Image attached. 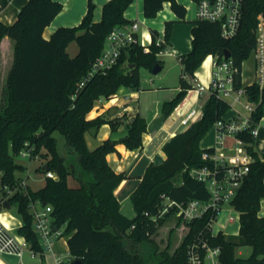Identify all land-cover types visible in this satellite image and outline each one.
I'll use <instances>...</instances> for the list:
<instances>
[{
    "label": "trees",
    "instance_id": "1",
    "mask_svg": "<svg viewBox=\"0 0 264 264\" xmlns=\"http://www.w3.org/2000/svg\"><path fill=\"white\" fill-rule=\"evenodd\" d=\"M10 1L0 0V13ZM132 3L133 0H109L103 7L102 19L94 22L95 3L88 0L81 24L58 28L50 39L44 37V31L63 9L55 0H29L13 24L0 21V43L4 37L15 43L13 65L0 103L2 188L18 181L16 173L23 171V167L15 158L26 145L34 148L33 158L39 155L43 166L47 164L48 170L58 176L57 180L47 178L44 186L36 191L29 187L27 195L19 193L9 200L11 205H17L22 217L17 233L26 238L35 252L43 249L34 230L29 209L31 201L52 206L54 224L58 227L66 224L70 255L83 264H187L188 245L209 221L207 216L188 224L181 230L186 233L177 244L172 237L174 228H171L167 233L168 243L161 248L156 237L170 216L155 223L146 213L151 216L158 213L163 195L178 202L208 199L206 186L183 171L186 167L200 168L210 164L202 159L201 141L214 123L229 111V105L215 95L209 96L199 120L164 145L163 162L152 163L141 177L131 195L135 217L130 219L121 213L115 192L126 176L111 168L107 156L117 152L118 143L129 150L142 148L147 121L139 114L129 121L126 116L111 120L107 114L90 120L88 115L99 100L113 99L121 88L140 90L141 68L150 71L156 65L163 68L158 56L169 45L174 22L165 23L162 46L156 45L158 33L152 30L149 52L140 44H132L122 51L117 65L110 71L95 76L83 87L80 84L103 52L113 29L132 23L125 17ZM165 3H170L175 15L185 20L187 11L177 0H144L145 18H156ZM260 15H264V0H244L241 28L231 40L221 37L216 24L194 22L192 50L179 60L180 91L161 106L166 118L185 100L193 87L190 81L209 55L223 60L225 51H229L242 70L243 62L250 58L256 45ZM73 42L79 49L75 57L67 51ZM237 79L240 81V75ZM248 89L251 99L259 103L254 118L260 123L264 118V91L260 92L257 86ZM125 121L128 133L120 142L108 139L95 149L89 148L85 137L88 131H97L104 124L116 131ZM56 132L62 139L55 136ZM242 137L255 162L232 201L239 213V238L236 240L222 233L208 234L211 245L222 249L221 264H262L264 258V217L259 216L264 198V159L254 152V137L250 133ZM43 166L39 170L46 172ZM69 177L77 182V187L69 185ZM178 177L180 182L177 183ZM174 225L181 227L179 220ZM239 245L252 249L249 257L237 254ZM172 246L175 247L171 252Z\"/></svg>",
    "mask_w": 264,
    "mask_h": 264
},
{
    "label": "built area",
    "instance_id": "2",
    "mask_svg": "<svg viewBox=\"0 0 264 264\" xmlns=\"http://www.w3.org/2000/svg\"><path fill=\"white\" fill-rule=\"evenodd\" d=\"M190 1L196 6L197 20L218 25L223 39L231 40L238 35L243 18L244 0ZM141 30L143 29L139 21L114 28L106 39L103 52L93 62L80 87H83L95 76L110 71L117 65L122 51L132 44H140L144 47L145 52H149L152 39H149V44H147L145 33H141ZM164 43L165 36L164 39L157 38V46H162ZM159 55H173L175 57L168 46ZM250 57H253L254 64L252 81L248 84L244 82L243 71L236 66L232 56L228 59L219 60L213 55H209L205 59V61L210 59V73L207 82L202 80L198 72L190 81L193 86L190 91H194L198 98H202L204 94L215 95L229 105L226 116L215 122L212 127L215 131L213 146L203 149L202 159L210 164L200 168L186 167L183 171L192 179L206 186L209 194L208 199L178 202L163 195V204L158 213L153 216L146 213V216L155 223L161 219H167L169 216L170 218L176 216V220L181 223V230L186 229L188 224L209 216L205 229L198 232L188 245L187 264H221L222 249L211 245L208 234L210 236H217L219 233L224 234L225 226H221V230L215 232L218 217L224 207L235 210L232 201L255 162V157L248 150V143L242 136L250 133L256 139L259 134L260 123H257L254 118L259 103L251 99L248 88L257 86L260 92L264 91V15L259 16L256 45ZM239 75L240 81L237 79ZM102 101L103 99L99 100L98 104ZM197 105L194 104L187 114L181 116L180 126H182L183 131L202 117L203 112L197 110ZM26 146L19 156L39 159V155L33 158L34 148ZM45 175L46 178L58 179L57 174L52 170H47ZM3 190L4 196L0 200V256L5 258L17 256L21 260L24 251L29 250L32 257L51 254L57 264H72L74 260L69 252L67 253V256H70L69 263H65L63 258L54 252L56 242L69 236L65 235L66 224L61 227L54 224L52 206L47 204L43 206L40 201H31L29 206L34 230L43 249L42 252L38 253L32 249L24 236L17 233L19 227L13 224L11 220L14 217L5 212L6 208L4 207V203L16 194H28L29 186L26 179L19 178L15 185H6ZM236 220L237 218L231 215L228 218L229 223H235ZM54 227L57 229L55 230ZM7 264L11 263L8 261ZM262 264H264V258Z\"/></svg>",
    "mask_w": 264,
    "mask_h": 264
},
{
    "label": "crops",
    "instance_id": "3",
    "mask_svg": "<svg viewBox=\"0 0 264 264\" xmlns=\"http://www.w3.org/2000/svg\"><path fill=\"white\" fill-rule=\"evenodd\" d=\"M28 1L29 0H11L9 5L0 13V21H2L5 24H9V25L13 24L16 21L20 10L26 5ZM55 1L60 2L63 5V9L57 15V17L53 20V22L45 29L44 37L46 39H50V37L53 35V33L58 28H61V27L73 28V27L79 26L84 16L86 15L87 9H88V0H55ZM108 1L109 0H94V3H95V10H94V16H93L94 22H99L102 19L103 7ZM178 1L179 0H177V2ZM134 2L135 0H133V3L128 7V9L125 12L126 19H128L131 22L139 21L141 12H143V15H144V0H136L137 2L136 9L133 6ZM164 8L169 9V13H170L168 14L169 19L165 21V23L168 21L174 22L173 28H172V38L169 40V48L170 46H172L173 48H175V50H178L179 52H181V54H183L182 56H184L192 50V40H193L192 30L194 28V22L196 20L187 21L185 17L184 22H189V26L188 25L185 26L184 32L182 34H183V37L187 38L189 44L188 43L187 44L178 43L176 42V39H178L180 32H181L180 29L182 28L181 25H179L178 23H181L183 21L179 19L175 15V13L171 10L170 3H165ZM162 16L166 18V15L162 14ZM148 20H151V19H148ZM165 23H164V32H165ZM142 32L145 33V37L147 39L146 42L147 44H149L148 42L149 39L150 40L152 39L151 30L145 28L141 30V33ZM158 37H159V33H158ZM71 45L72 43L67 48L68 51ZM14 46H15L14 41L10 39L9 37H4L0 43V85L2 86L1 91H0L1 98L4 95L6 78L13 65ZM78 50H79L78 48H74V50L71 51L72 53L69 52V55L71 57H75L78 53ZM172 52L175 54V58H177L179 61L182 56L178 58L177 57L178 54L175 51H172ZM199 70H198V75L202 78L204 82H207L208 75L206 73H200ZM155 91H156L155 93L157 97V103L162 106L164 102L170 101L176 96V94L180 91V85L177 87H173V88L163 87ZM193 93L196 94L194 91H189L185 100L177 107L176 110H178V113H179L178 118H181V116L185 115L190 104L192 105L198 104L200 98H198L196 94L195 99L192 100L190 94H193ZM138 102H139V90L132 91L127 88H121L113 99L103 100L98 105H96L93 111L89 113L88 119L92 120V119L97 118L100 115L107 114V118L111 120L121 119L124 116H126L127 120L129 121L136 115L138 114L140 115ZM175 111L171 115H173ZM161 115L163 114L157 111L153 113V115H151L149 119H147V117H143V118L147 121V124H149L154 118H157ZM261 122H260L259 134L255 139L253 149L257 157H259L260 159H264V125H262ZM100 130L101 131H99V129L97 131L94 130L95 133L101 134L100 144H102L104 141L108 139L112 140L113 142H120V140L126 137L128 133L127 121L122 123L118 127L116 132L112 131L111 126L109 124H104V126ZM182 131L183 130H181L180 132ZM180 132L170 131L169 136L164 137V141L160 142L157 145V147H155V141L158 139L157 134L153 135L154 132L149 133L147 131V133L143 135L142 148H139L136 150H129L125 147L124 144L118 143L116 145L117 152L110 153L107 156V161L109 165L111 166V168L116 173H123L126 176V179L123 180V182L121 183V185L117 188L115 192L117 198L120 201L121 213L124 216L128 217V215H125L122 212L123 204L129 199L131 200V195L136 189L139 181L141 180V177L144 175L147 168L152 163H155V160L157 157H154V155L159 150L163 152L164 145L172 137H174L176 134ZM200 146H201V149H206L207 143H205L202 140ZM162 159L164 160V155ZM134 214H135V211H134ZM259 216L264 217V198L261 200ZM134 217L129 216L128 218L132 219ZM13 224L18 227L22 225V223H15V222H13ZM221 226H224V225H221ZM239 229H240V226H239ZM68 239L66 240V242L63 243V245L65 244L67 249L64 246L62 249L60 248L59 241H61V239L56 242L54 246V252L56 254L61 255L62 253H64L65 249H66V252H65L66 254L69 252Z\"/></svg>",
    "mask_w": 264,
    "mask_h": 264
},
{
    "label": "rangeland",
    "instance_id": "4",
    "mask_svg": "<svg viewBox=\"0 0 264 264\" xmlns=\"http://www.w3.org/2000/svg\"><path fill=\"white\" fill-rule=\"evenodd\" d=\"M179 4L185 7L186 9V20L191 21V20H197V15H196V6L195 4H192L190 0H179ZM135 9L137 8V2L135 0L134 5ZM162 14L166 15V18L162 16ZM169 13V9L164 8L156 18L148 20L144 17L143 12H141L139 22L141 23L142 29H150L151 31L154 30L159 33V38L164 39V23L167 21ZM135 19V18H134ZM145 22V23H144ZM143 24V25H142ZM181 25L180 29V35L178 39H176V42L178 43H183V44H189L187 38L183 37V32L185 26H189V22H181L178 23ZM172 38V34L170 39ZM175 40V38H174ZM173 41V39H172ZM172 43V42H171ZM169 47V45H168ZM74 48H78V45L76 42H73L72 45L70 46V49L68 51L71 52L74 50ZM171 51H175L178 55L177 57H181L183 54L179 52L178 50H175L172 46H170ZM72 53V52H71ZM158 59L162 61L163 65V70L159 74H153L150 70H147L145 68L140 69V90H139V112L142 117H147L149 119L151 115L155 112H160L162 113L161 110V105L157 103V97H156V91L159 88L163 87H177L180 85V79H181V64L178 61L177 58H175L173 55H159ZM254 60L253 57H250L243 63L242 71L244 75V82L246 84L250 83L252 81V68H253ZM200 71L203 72L202 68H200ZM1 85H0V91H1ZM192 100L195 99L196 94H190ZM209 98L208 94H204L202 98L199 99L198 105H197V110L201 112L203 110V107L205 103L207 102ZM195 101V100H194ZM2 102V98L0 95V103ZM193 105L190 104L186 113L191 109ZM178 110L175 111L173 115L168 116L165 121L163 122L162 128L158 131H155L153 135L157 134V140L155 141V147L157 145L164 141V137L169 136L170 131H181L183 128L180 126V118ZM262 125H264V118L262 119L261 122ZM102 125L99 128L100 129L103 127ZM126 131V129H125ZM116 132V131H115ZM118 134V133H117ZM55 136L58 139H62V136L59 133H55ZM100 136L101 134L95 133V131L92 129L88 131L85 135L86 137V142L89 146L90 149H95L100 145ZM203 141L207 143L206 148H211L214 144L215 141V131L214 128H212L207 135L203 138ZM154 147V149H155ZM163 152L159 150L154 157H163ZM15 162L23 167V171H19L16 173L17 177L19 178H24L26 179V183L28 186L33 190L36 191L40 189L41 187L44 186L45 181H46V175L45 172L40 171L39 168L43 166V160L41 157L39 159H29L27 157H22V156H17L15 158ZM1 179H2V173H0V200L4 196V190L1 185ZM177 183L180 182V177L177 178ZM68 183L71 187H77L78 184L77 182L73 179L70 178L68 179ZM8 214L12 215L14 217L13 222L15 223H22V217L18 214L17 212V205L13 204L11 205L10 209H6ZM122 212L125 215L134 217V210L132 207V202L131 200H127L123 204ZM233 216L237 218L235 223H229L228 218L229 216ZM176 217V216H175ZM172 217L168 222H166L160 229V232L158 236L156 237L157 242L160 244L161 248H164L167 243H168V237L167 233L168 230L171 231V228H174L172 237L174 239L175 244H177L180 240L179 238L184 236L186 233L185 231H181V227H175L174 223L176 222V218ZM224 225L226 226L224 230V234L227 237H232L234 239L239 238V213L236 210H231L229 207H224L223 210L221 211L219 217H218V223L215 225V232H219L220 226ZM173 226V227H172ZM111 230V229H109ZM68 237H64L59 241L60 248L62 249L63 246L66 248L65 244L63 245L64 242ZM175 246L171 247V252L174 250ZM67 249V248H66ZM66 249L64 253H62L60 256L63 258V261L65 263H69V258L70 256H67ZM252 252V249L248 246L245 245H239L237 249V254L240 257H249ZM8 260L5 257L0 256V264H7ZM21 264H57L56 260L53 258L51 254H46L45 256H36L32 257L31 253L29 250H25L23 253V256L20 260Z\"/></svg>",
    "mask_w": 264,
    "mask_h": 264
},
{
    "label": "water",
    "instance_id": "5",
    "mask_svg": "<svg viewBox=\"0 0 264 264\" xmlns=\"http://www.w3.org/2000/svg\"><path fill=\"white\" fill-rule=\"evenodd\" d=\"M230 57H231L230 52H229V51H225V53H224V58H225V59H228V58H230ZM161 71H162V66H160V65H156V66L152 69L151 72H152L153 74H159ZM165 119H166V116H165V115H161V116H159V117H157V118H154V119L148 124V126H147V131H148L149 133H153V132H155V131L160 130V129L162 128V125H163V122L165 121ZM162 162H163V159L160 158V157H157L156 160H155V164H156V165H159V164H161ZM43 169H44V170H48V169H49L48 165L45 164V165L43 166ZM45 205H46V203H43V206H45ZM4 207H5L6 209H10V208H11V204H10V202H9V201H6V202L4 203ZM54 229L56 230L57 227H54ZM6 259H7L11 264H21V263H20V260H19V257H17V256H7ZM72 264H83V262H82L81 260H74Z\"/></svg>",
    "mask_w": 264,
    "mask_h": 264
},
{
    "label": "bare ground",
    "instance_id": "6",
    "mask_svg": "<svg viewBox=\"0 0 264 264\" xmlns=\"http://www.w3.org/2000/svg\"><path fill=\"white\" fill-rule=\"evenodd\" d=\"M201 68H202L203 72H201L200 70H199V72L200 73H206L209 76V73H210V59H207L204 62L203 66Z\"/></svg>",
    "mask_w": 264,
    "mask_h": 264
}]
</instances>
